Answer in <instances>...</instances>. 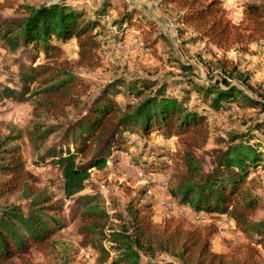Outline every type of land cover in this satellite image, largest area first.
I'll return each instance as SVG.
<instances>
[{"label":"trees","instance_id":"16d2710c","mask_svg":"<svg viewBox=\"0 0 264 264\" xmlns=\"http://www.w3.org/2000/svg\"><path fill=\"white\" fill-rule=\"evenodd\" d=\"M100 1L92 10L70 0L25 6L26 16L0 23L1 46L25 55L15 62L14 86L0 85V101L31 107L23 130L0 136V264H37L34 252L51 258L48 264H72L55 238L66 226L64 199L73 201L69 210L79 245L93 250L99 264H163L156 260L160 255L178 264H259L264 218L254 216L263 205L250 174L264 170V95L248 86V72L235 64L228 68L231 61L221 57L222 75L202 77L190 64H181L178 73L163 77L117 76L91 96L74 68L99 67L98 50L120 43L132 27L145 30L147 45L168 41L153 26L148 30L138 24L144 16L135 17L132 6L108 23L109 0ZM158 2L169 6L181 35L190 29L192 41H205L219 51H246L264 36L263 3L244 4L242 20L235 24L223 0ZM72 41L76 57L69 59L65 45ZM226 111L241 113L239 130L219 138L206 162L199 152L210 139L209 117ZM22 135L32 150L43 149L39 160L48 157L58 167L64 199L39 186L38 177L26 169L16 143ZM150 136L175 141L171 198L194 212L228 216L244 241L229 251H215L212 224L190 228L173 217L157 223L151 202H143L141 195L120 209L114 202L108 206L99 192L80 194L91 169L105 168L137 141H143L139 156H147L137 160L140 165L157 164L160 158L148 150Z\"/></svg>","mask_w":264,"mask_h":264},{"label":"rangeland","instance_id":"374dc122","mask_svg":"<svg viewBox=\"0 0 264 264\" xmlns=\"http://www.w3.org/2000/svg\"><path fill=\"white\" fill-rule=\"evenodd\" d=\"M57 1L59 0H0V23L15 21L26 16L25 6L37 7ZM70 1H83L88 10L98 7L101 2L100 0ZM249 2L264 4V0H223L227 17L232 23L236 22L235 24H237L241 21V19L239 21L240 9L242 5ZM109 4L111 10L106 20L108 23L120 16L126 7L132 6L136 9L135 17L140 14L144 16L137 19L138 24L148 30L153 26L154 30L163 32L168 37V41L158 40L155 44H150L152 46L147 45L143 42L145 30L132 27L123 36L120 43L104 46L98 50L101 59L99 67L94 69L74 68L76 75L88 84L91 96L98 93L103 85L108 84L117 76L133 74L143 77H163L170 73H178L181 64H190L194 67L195 73L202 77L222 75L217 64V60L221 57L231 61L228 68L235 64L241 72H248V86L261 91L264 95V36L258 41L252 42L246 51L223 52L216 50L205 41H192L193 35L190 33V29L188 34L181 35L180 27L175 23L173 14L168 10L169 6L160 5L158 0H109ZM75 50L74 41L65 45V57L74 59L76 57ZM19 59H25V55L8 52L0 44L1 86H14L16 81L15 62ZM246 89L250 91V89ZM85 99L87 100V97ZM247 112L252 113L253 111ZM240 116V112L226 111L223 114L209 117L212 130L210 139L205 148L199 152L201 156H204L206 162L210 160L207 152L217 147L219 138L226 140L228 132L239 130L238 118ZM30 119L31 107L27 102H16L10 99L0 101L1 137L7 135L11 130H14V133L23 130ZM133 137L131 136V138ZM142 142V140L137 141L135 146L128 148V152L132 156L124 158L119 166L108 161L103 169H91L87 186L80 194L99 192L105 198L108 206L114 202L120 209H123L131 197L141 195L143 202H151V216L157 223L173 217L174 219H183L190 228L212 224L216 226V233L212 240V248L215 251H229L233 246L244 241L241 232L228 216L194 212L189 206L179 205L171 198L169 186L173 184V164L175 162L172 154L176 149L173 138L162 139L154 136L147 138L148 150L150 149L156 158H160L157 164H148L147 167H142L137 161L147 160V156H144V159L139 156ZM16 143L20 145L26 169L38 177L39 186L55 194L56 198L64 199L61 191L62 178L58 167L50 164L48 157L45 161L39 160L43 149L37 152L32 150L24 135ZM142 164L144 163L142 162ZM208 166L206 163L205 169ZM250 176L254 179L253 184L256 188L258 202L263 205L255 214L254 219H263L264 170L257 169ZM147 189L150 193L144 194L143 191ZM13 200V197L9 198V202ZM72 203V199H64L61 217L64 218L66 226L55 237L57 248L62 253L66 252L72 264H99L96 262L93 250L79 245V236L75 231L76 221L71 219L69 210ZM155 203L158 205L157 210L160 213L153 210ZM50 260L51 258H46L40 253L34 252L33 254V261L37 264H48ZM156 260L163 264H178L167 255H160ZM259 264H264L262 255L259 257Z\"/></svg>","mask_w":264,"mask_h":264},{"label":"crops","instance_id":"0c3cea01","mask_svg":"<svg viewBox=\"0 0 264 264\" xmlns=\"http://www.w3.org/2000/svg\"><path fill=\"white\" fill-rule=\"evenodd\" d=\"M224 7H226L225 5H224ZM242 9H243V5H242V8L240 9V14H241V17L239 18V21H240V19L242 20ZM236 23V22H235ZM130 156H132V154L131 153H129V152H120V153H118L117 154V159L116 160H112V161H110V163H112V164H116V165H120L121 163V161L124 159V158H126V157H130ZM141 164V163H140ZM169 199H170V196H169ZM158 209V205L155 203L154 204V206H153V210H155V211H157L158 213H160L159 212V210H157Z\"/></svg>","mask_w":264,"mask_h":264},{"label":"built area","instance_id":"2783aa9c","mask_svg":"<svg viewBox=\"0 0 264 264\" xmlns=\"http://www.w3.org/2000/svg\"><path fill=\"white\" fill-rule=\"evenodd\" d=\"M150 193L149 189L146 190V194Z\"/></svg>","mask_w":264,"mask_h":264}]
</instances>
